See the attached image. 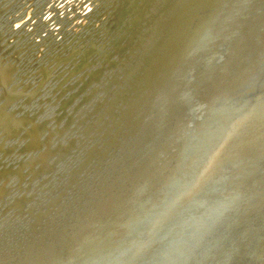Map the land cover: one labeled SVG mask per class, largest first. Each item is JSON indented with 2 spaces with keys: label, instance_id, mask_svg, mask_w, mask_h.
I'll return each instance as SVG.
<instances>
[{
  "label": "rangeland",
  "instance_id": "374dc122",
  "mask_svg": "<svg viewBox=\"0 0 264 264\" xmlns=\"http://www.w3.org/2000/svg\"><path fill=\"white\" fill-rule=\"evenodd\" d=\"M43 1L46 5L51 2L49 21L53 23L47 20L39 27L43 8L32 14L39 20L30 25L35 32L22 33L15 51L20 53L17 61L28 63L42 48L34 71L29 72L25 64L22 76L32 75L19 81L23 91L38 88L44 67L50 70L48 79L39 85L37 94L13 104L9 113L7 104L0 107V118L17 125L13 132L4 128L6 133L0 137V264H21L36 244L54 247L58 239L73 242L90 227L91 239L105 232L110 238H124L109 254L110 258L118 256L121 264H129L131 256V264H174L180 255H188L185 264H264V130L257 132L244 152L220 153L212 162H205L206 154L187 157L202 122L214 112L244 106L247 99L252 102L254 98L252 94L249 98L245 83L259 71L264 73V2L251 0L252 5L236 9L227 1L216 15L209 13L211 7L191 10L194 16L185 22L189 31L181 47L194 67L191 86L182 95L185 100L179 94L176 101L170 96L174 83L181 84L180 59L171 71L176 70L174 79L155 88L149 85L130 104L141 85H136L138 66L133 63L143 59L153 45V36L172 23L176 0H156V4L121 0L114 15L124 30L112 45L113 51L98 62L99 56L91 54L101 37L84 40L92 34L95 19L86 20L82 27L78 21L87 15L82 17L73 8L75 17H71L65 6L58 9L64 0ZM192 2L182 0V10H189ZM71 22L77 30L61 41L62 29L74 27ZM203 29L205 34L200 37ZM226 44L227 52L221 58ZM170 48V44L164 45L161 52ZM88 53L91 57L86 62L83 58ZM123 56L129 64L122 62ZM62 58L59 63L57 59ZM0 71L5 72L3 88L12 73L11 65ZM61 72L66 75L63 84L58 78ZM113 85L120 87L111 89ZM211 88L212 94L200 100L199 106V99ZM158 89L168 92L166 100L157 99ZM196 105L200 108L191 114ZM180 133L185 137L177 140ZM174 139L173 156H166L174 161L153 178L152 159ZM202 145H195L193 154ZM183 147L186 155L182 160L174 155ZM201 163L205 174L200 173L193 189L139 238L148 230L149 216L155 210L161 213L189 187L194 179L190 177ZM155 165L156 169L161 166L159 161ZM117 220L133 223L130 228L117 225L108 230Z\"/></svg>",
  "mask_w": 264,
  "mask_h": 264
},
{
  "label": "water",
  "instance_id": "95a60500",
  "mask_svg": "<svg viewBox=\"0 0 264 264\" xmlns=\"http://www.w3.org/2000/svg\"><path fill=\"white\" fill-rule=\"evenodd\" d=\"M39 1L40 0H24V1L22 0H0V61L3 60V63H6V64L8 63L12 66V73L10 75L11 80L9 82V85L11 86L10 87L11 90L10 89L8 90V91H11L12 97H10L11 102L9 106L6 107V109L12 106V103L15 105H18L19 103H16V102L19 101L21 97L24 98V96L26 95L25 92L19 91L20 88L22 87V85H20L21 83L19 84V81L25 77L26 78L28 77L27 79H30L32 75L31 73V74H28L27 76L26 75L22 76L26 72L25 69L27 66L25 67V64H28V66L30 67L29 72L30 70L34 71L36 66L39 65L37 61V57L41 53L40 51L42 50V48L38 49V53L36 54V56H34L33 60L28 63H26L24 59H22L23 61L21 59L20 60L18 59L17 61V58L15 57L17 53L15 50H13V47L16 46L15 42L19 39V37L21 39L22 33L27 34V32H30V35H33L34 33L32 31L33 28L30 27V24H32L36 20V18L32 16V13L38 14V10H39L38 7L41 8L42 4H44V2L41 4L39 3ZM120 2L121 0H64V4H60L57 7L58 9H60L65 6L64 9H66L69 12H71V9L73 8L74 9L76 8L77 10L80 9L79 13L80 15H82V17L84 15H88V17L85 16L86 19L83 18V20L79 21V24L82 27H84L86 20L88 19L90 20L91 18L95 19L92 34L89 32L90 35L87 36L84 40L89 38L92 41L93 39L95 40L101 37L100 41L94 42L95 49L93 50L91 54L95 57L99 56L96 62H98L100 59L102 60L105 55L113 51L112 45L116 43V40L118 39L119 35L124 30L123 23L121 21L118 23L117 19L119 18L117 14L114 15L115 10H117V7L119 6ZM22 3L24 4L21 5ZM17 4L20 6H17ZM49 9H50V3H48L47 5L45 4L43 6V10L45 14L42 17L43 20L41 19L40 21L41 22L40 25L43 22L46 23L47 20H49L50 17L53 15V12ZM252 10L250 11L249 14H251ZM71 16L73 17L72 13H71ZM72 30L74 32L77 29L74 28ZM11 32H12V35L10 34ZM35 40H37V38H35ZM91 41H90V44H91ZM1 42H4V43L2 44ZM227 45L228 44L222 47V49L224 48V52L222 53L221 58L224 55V53L227 52V49H226ZM60 48H64V46L61 45ZM90 57L91 56L88 53L87 56L83 58V60L86 59V62H87L90 59ZM64 59L65 58H62L60 60L57 59V61H59V63H62ZM20 61H22V64H19ZM44 68L45 69H42L40 71L41 78L44 77V79L40 83L42 84V86L48 79L47 75L50 74V70L47 67H44ZM220 70L221 68L218 67L216 81L218 79ZM196 73H197V70L194 71V74ZM63 74L62 72L58 74V78L61 79L60 83L62 82V84H63V81H65L66 79V75L63 76ZM215 82H213L212 88ZM25 84L28 87L30 86L29 82ZM39 85L37 86L38 88H35L31 94L38 93V91L41 89ZM32 88L33 87H31V89ZM57 88L59 89V85ZM212 88L210 91H208L207 94H205V96L203 94V96L199 99V101L207 99V97L212 94ZM245 88L247 89L248 95H250L249 98H251L252 95L254 96V98L251 99L252 102L247 99V101H245L246 104H244V106L231 108L226 111L214 112L208 120L202 122L201 124H206V122H208L209 124L206 127L201 126L200 124L199 135L191 148L195 147V145L199 143L200 144L203 143V145L200 148V151L197 152V154H193V153L190 154L189 153L191 149L190 148L188 150L189 152L187 151L188 152L187 157L191 158V157H196L200 154H207L209 157L207 161L205 162H208L210 160L212 162L213 159L216 158L217 155H219L220 153H229L232 151L244 152V149L246 150V148L250 146L251 141L255 139L254 137L256 136L257 132L260 130H264V73H260L259 71L257 75H255L254 77H252L245 83ZM0 95H1V90H0ZM201 101L199 102V106H200V103H202ZM3 103L5 104L4 97L2 98L0 97V105H2ZM3 105L1 106V108L5 107ZM197 105L195 106L191 114H193L194 111L200 108ZM204 105L206 106L205 103ZM235 121L236 122L238 121V123H234ZM237 124H239L238 127H236ZM5 131L6 130H4V127L0 126V133L2 132L1 136L5 135L6 133ZM208 134L210 135L207 136ZM206 138H208V142H206L205 140ZM202 167H204L202 163L201 165H198L196 167L195 171L190 177L192 178L194 176V179L192 180L191 184L185 191H183L178 197H175L161 211V213L155 210L153 213L155 215L152 214L153 216H149L151 217L152 220L149 222V225H147V227L149 226L148 230L143 235H141L139 238H144L149 233L154 223L162 215H164L165 212L169 210L177 202V200L184 197L191 189H193V187L197 184L200 178ZM219 215H221V213ZM59 245H60L59 248L61 249L62 247L61 243ZM56 250H57L56 252H58L57 257H54L52 255L46 256L48 264H53L50 261V259L53 257L56 259V262H60V260L64 258L63 255L58 251L59 249H56ZM179 257H180L178 258L179 260L175 262L174 264H185L188 260V255H180Z\"/></svg>",
  "mask_w": 264,
  "mask_h": 264
},
{
  "label": "bare ground",
  "instance_id": "6f19581e",
  "mask_svg": "<svg viewBox=\"0 0 264 264\" xmlns=\"http://www.w3.org/2000/svg\"><path fill=\"white\" fill-rule=\"evenodd\" d=\"M56 1H58V0H56ZM151 1H152V4H156V2H157L156 0H151ZM178 1L176 0V2H173V5L175 7V11L176 12H174V17H173L174 20H172V23L169 26H164L166 28L165 31H163V32H161V33L156 34V35L153 36L155 40L152 43L153 45L151 46V44H150V48L145 52L144 57H143L144 60L141 58V60H138V61H136V62L133 63V66L134 67L138 66V77L135 79L137 81L136 82V85L137 84H141V85L137 88V90H136L137 91V94L131 100V102H129L130 104L135 103L136 101H138V99L143 94V92L146 89V87H148L149 85H154V88H155V87L159 86V84H162L163 81L172 79L173 76L176 74V70L174 72H171V71L173 70L174 67H176V65H177V63H178V61L180 59H181V62H183V66L181 68L180 67L178 68V71H179L180 77H181L180 78L181 84L175 85V83H174L173 89L171 91V95L170 96H171V98L174 101H176L177 100V95L179 94V95H181V98L185 100V98L182 95L185 94L186 93V90L191 86V85H189L190 82L193 79V75H192L191 69L194 68V67H193V64L190 61H188L187 55H185V53H182L181 52V47H182L183 43L185 42L184 41L185 40V32L187 33V31H189V29L187 27V24H185V22L189 18H190L189 20H191L193 18V16H194L191 13V10H194V8H199V9L206 8V9H209L210 10V7H211V10L209 11V13H213V14L216 15L217 13L219 14V12L221 11L222 7L227 3V1H229L230 4H233L234 8H236V9L237 8H240V7L246 8L247 7L246 4H249V5L250 4L251 5L253 4L251 0H193L192 4L189 5V8H190L189 10H186V9H183L182 10V8L184 7V4L181 3L182 0H178ZM43 2L45 3V1H43V0H40L39 1V3H41V4ZM257 2L258 3H262V2H264V0H255V3H257ZM44 5L45 4H42L41 8L38 7V9H41L42 10V8H43ZM53 5H54V3H53ZM57 5H58V3H57ZM218 5L220 7H218ZM228 6L230 7L231 5L228 4ZM126 7H128V6H126ZM218 8H219V10H218ZM75 11H77V9ZM72 12H70V13H72ZM55 13H57V12H55ZM32 14L35 15L34 13H32ZM39 14H41V13H39ZM63 14H65V13H63ZM54 17H55V14H54ZM73 17H75V15ZM86 17H88V15ZM55 19H57V18H55ZM71 20H74V18L71 19ZM36 21H39V20L36 19ZM39 22H37V23H39ZM50 22H52V21H49V23ZM27 23H29V22H27ZM37 23L35 22V24H37ZM78 23H79V21H78ZM64 24H66V23L64 22L62 25H64ZM72 24H74V23H72ZM75 24H74V27H70V30L69 31L62 29L63 34L60 35V33H59L60 36L58 35L60 37L59 39H61V41L67 35H69L70 33L73 32L72 29H74L76 27ZM49 25H52V24H49ZM40 26L41 25H39V27ZM46 26H44V27H46ZM32 27H34V26H32ZM51 29H53V28H51ZM51 29H49V31ZM219 29L221 31L223 30V28L221 26H220ZM43 30H44V28H43ZM42 31H40V32H42ZM66 31H68V32H66ZM59 32H61V31H59ZM45 33H47V32L45 31ZM204 34H205V31L203 29V30L200 31L199 36L202 37ZM37 35H39V33H37ZM47 37H48V35H47ZM55 40H54V43H56ZM56 41H58V40H56ZM1 43L3 44L4 42H1ZM134 44L135 43L132 44V47L134 46ZM167 44H170L171 45V48L168 51H166L165 53L161 52V47L164 46V45H167ZM15 45L16 46L13 47V50H15V48L18 46V44H15ZM52 45H53V43H52ZM127 49H129V47ZM16 53L17 54L15 55V57L18 58L19 55H20V53L19 54H18V52H16ZM126 53H128L127 56L130 58L131 53H129V51L126 52ZM121 60H122V62L128 63V62L124 61L125 60L124 59V56L121 58ZM9 66H10V64L3 63V60L0 61V67L7 68ZM128 67H129V65H128ZM11 68H12V66H11ZM126 68H127V66H126ZM10 75H11V73L7 77L6 86L3 87V88H0V90H1L0 97L1 98L4 97V101H5V104H7V107L10 104L9 97H12L11 91H8L10 89V87H11L9 85V82L11 80ZM189 76H191V78L189 80H187ZM4 79H5V72L4 71H0V84L3 82ZM177 83H180V81L178 80ZM128 85H129V83H128ZM234 85H235V83H234ZM119 87H120V85H118L117 87H115V85H113L111 87V89L112 88L118 89ZM185 87H186V89L184 90ZM33 90L34 89H30L29 88V89H26L25 91H23L22 90V87H21L19 91L25 92L26 95L24 96V98L21 97L20 100H24V99H27L29 97H32L34 95V94H31L33 92ZM180 90H181V92H180ZM165 96L166 97L168 96V92L167 93L166 92L164 93V90L158 89L157 99H159L161 101V100H163L165 98ZM164 100H166V99H164ZM2 105H0V107ZM12 105H13V103H12ZM10 107L8 109H6V113H9ZM155 123H157V122L155 121ZM208 124L209 123L206 122V124H201V126L206 127ZM0 126H4V128H6L7 130L12 131V132L17 128L16 127L17 125L13 124L12 122H10V120H8L6 118H0ZM155 135H158V134H155ZM1 137H3V136H1ZM184 137H185V133H180V137L177 138V140L180 139V138H184ZM177 140L174 139V141L172 143L165 144V147L162 148L161 151L158 154H156V156L152 159V163L153 164L151 166H154L153 167L154 169L152 170L153 173L152 172L151 173H152V177L153 178L154 177L156 178V176L159 175L158 173L164 167L171 165L170 162H173L174 161V157H173V159L172 158H167V157L173 156L172 153L175 150L174 144H176ZM184 151H185V149L183 147V149L182 148L179 149L178 152L174 156H176L178 154V156L181 157L182 160H183L184 156L186 155V153ZM188 152H187V154H188ZM189 153L190 154L194 153L193 148L190 149V152ZM163 156L166 159L163 160L162 159V158H164ZM207 156L208 155L206 154L205 157L207 158ZM156 159H158V160H156ZM158 161H159V164L161 166H159L156 169L155 166H157V165H155V164H157ZM202 174L203 173H201V176H202ZM201 179H202V177H201ZM137 189H138V187H137ZM217 210H219L221 212L220 209H217ZM211 212H213V209L210 211V213ZM218 212L217 213L215 212V213L218 214ZM206 215L207 214H205V216ZM114 223H116V224H114L111 227H109L108 230L115 229L117 227V225H118V227L120 229H126L127 225H129V228H130V225L133 223V221L127 223V221H124V220H117ZM136 225H137V223H136ZM92 231H93V229L91 227L90 228H87L81 234L82 236L80 238L76 239V240H73V242H68V241L63 240V239H58V240H56V244L57 245L55 244L56 246H54V247H50L49 245H46L45 246L42 243H38L29 252V254L23 259V261H22L21 264H48V261H47V257L46 256L52 255L54 257H57L58 256V252H56L57 251L56 249H59L58 251L63 255L64 258L62 260H60V262H56V259L54 257L51 258L50 261L53 264H121L122 261H121L120 258H118V256H116L115 258L114 257L110 258V255L109 254L113 253V250L122 243V241L124 240V238H119V236H114V238H110V237H107V235H106L107 232H105L103 235H99L97 238H92L91 239L90 236H91V232ZM130 232H131V229H130ZM60 243H61V246H62L61 249L59 248L60 247V245H59ZM136 245H137V243L135 244V246ZM141 245L144 246L143 244H140V247H141ZM140 247H139V249H140ZM134 251H135V249H134ZM107 257H108V260L105 261ZM129 259L127 261H129V264H131L132 261H133L132 260V256Z\"/></svg>",
  "mask_w": 264,
  "mask_h": 264
}]
</instances>
